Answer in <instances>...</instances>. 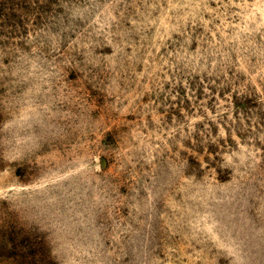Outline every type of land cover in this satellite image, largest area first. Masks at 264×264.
I'll list each match as a JSON object with an SVG mask.
<instances>
[{
    "label": "rangeland",
    "instance_id": "374dc122",
    "mask_svg": "<svg viewBox=\"0 0 264 264\" xmlns=\"http://www.w3.org/2000/svg\"><path fill=\"white\" fill-rule=\"evenodd\" d=\"M0 264H264V0H0Z\"/></svg>",
    "mask_w": 264,
    "mask_h": 264
}]
</instances>
